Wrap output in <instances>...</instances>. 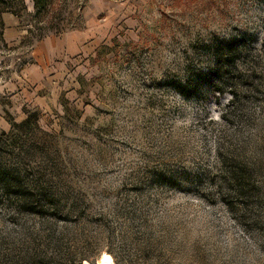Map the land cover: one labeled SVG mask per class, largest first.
<instances>
[{
	"label": "rangeland",
	"instance_id": "obj_1",
	"mask_svg": "<svg viewBox=\"0 0 264 264\" xmlns=\"http://www.w3.org/2000/svg\"><path fill=\"white\" fill-rule=\"evenodd\" d=\"M56 9L0 6V162L27 186L0 189V264L38 231L86 264H264V0Z\"/></svg>",
	"mask_w": 264,
	"mask_h": 264
},
{
	"label": "trees",
	"instance_id": "obj_2",
	"mask_svg": "<svg viewBox=\"0 0 264 264\" xmlns=\"http://www.w3.org/2000/svg\"><path fill=\"white\" fill-rule=\"evenodd\" d=\"M34 5L38 8V15L40 19L43 17H50V14L56 15L60 10L56 9L58 0H32ZM20 3H24V0H0V6L4 9H13L15 12L16 8L20 6ZM42 23H47L46 27L42 26ZM38 33L41 35V38L45 37L47 33H43L45 28H53L54 32H59L61 29L58 23L54 21L45 22V20L37 23ZM31 116H28L20 126H24L31 121ZM13 131L6 135L3 133V136L12 135L14 130L20 127L18 124L13 125ZM2 136H0L1 139ZM1 145V141H0ZM236 176H242L243 170L239 167H236L234 170ZM21 171L11 168L0 162V189L3 192L9 193H23L27 190V186H23V181L20 179ZM24 210L26 213L36 216H49L51 220H55L57 213H50L48 210H45L41 206V200L35 201L33 198L24 195ZM44 236V232L38 231L31 233L32 244L34 248L28 250L25 254H20L19 256H13L10 260L12 264H84V258L87 256L78 253L77 251H72L68 255H62L60 249H52L51 246L56 245V237L52 234H47ZM47 238V241L44 238ZM40 239V242L38 241ZM52 249V250H51Z\"/></svg>",
	"mask_w": 264,
	"mask_h": 264
},
{
	"label": "bare ground",
	"instance_id": "obj_3",
	"mask_svg": "<svg viewBox=\"0 0 264 264\" xmlns=\"http://www.w3.org/2000/svg\"><path fill=\"white\" fill-rule=\"evenodd\" d=\"M98 264H112L111 259L108 254H103L101 260Z\"/></svg>",
	"mask_w": 264,
	"mask_h": 264
},
{
	"label": "water",
	"instance_id": "obj_4",
	"mask_svg": "<svg viewBox=\"0 0 264 264\" xmlns=\"http://www.w3.org/2000/svg\"><path fill=\"white\" fill-rule=\"evenodd\" d=\"M84 264H86V263H84Z\"/></svg>",
	"mask_w": 264,
	"mask_h": 264
}]
</instances>
